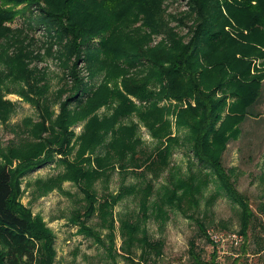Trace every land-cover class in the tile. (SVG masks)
<instances>
[{
    "label": "trees",
    "instance_id": "trees-1",
    "mask_svg": "<svg viewBox=\"0 0 264 264\" xmlns=\"http://www.w3.org/2000/svg\"><path fill=\"white\" fill-rule=\"evenodd\" d=\"M0 1L29 4L40 9L49 21H56V29L64 33V40H67L61 57L74 76L72 96L87 89L76 65L81 59L84 43L101 33H108L101 42L104 54L120 57L117 63L105 66L108 78L93 96L79 99L73 111L63 103L62 112L55 120H50L49 126L44 121L39 140H25L19 147L0 150L5 160L0 162V264H55L54 231L44 217L35 214L20 200L21 177L52 159L55 153L60 154L64 170L45 179V185L35 189L36 197L61 188L66 180L73 181L86 201L84 210H77L71 217L80 225V233L93 238L113 258L122 253L132 264H157L156 259L163 254L164 241L152 237L147 226L151 216L149 197L154 191L152 183L146 185L149 193L141 198L139 214L120 218L121 253L116 248L114 207L125 195L137 194L141 186L135 182L124 183L116 192L99 195L96 184L101 179L108 180L115 165L121 167L126 176L135 173L127 171V166L132 164L137 169L136 176H143L148 171L157 176L158 171L168 168L175 147L186 144L198 172L191 166L188 175L172 178L162 185L169 193L165 202L153 201L157 211L153 210L154 217H162L164 221V205L168 203L187 217L196 219L201 233L213 244V253L210 258L204 257L193 237L190 239L189 264H218V240L208 231L205 215L195 216L200 212L204 187L213 179L241 206L240 232L245 239L242 250H253L254 253L264 250V237L254 249L249 243L250 231L257 227L254 225L264 227V202L260 204L258 215L234 186L233 172L224 164L228 144L241 133V124L261 113L256 107L264 96L263 73H252V65L255 57H264V0H224L227 14L221 0H186L187 10L178 15L171 14V17L164 0ZM231 18L246 31L243 29L236 36L228 30ZM174 20L178 22L173 24ZM178 26L186 27L187 31L181 33ZM7 30L0 21V36ZM156 37L160 38L153 43ZM137 62L139 67H130ZM15 73L16 77L26 78L29 87L37 86L30 80L26 68ZM2 81L0 76V85ZM128 95L137 96L146 101L145 104L163 99L178 102L169 109V113L174 114L177 133L167 118L151 119L140 115L141 122L163 145L158 148L156 157L141 159L147 152L138 149L139 143L133 137L128 139L120 133L117 124L121 117L139 107ZM24 96L33 98L32 94L25 93ZM109 99L117 100V107L111 114H97L96 110ZM191 99L195 104L190 102ZM185 100L189 101L186 106L183 105ZM0 102H3L2 96ZM157 108H154L156 113ZM78 120H85L86 129L78 138L80 145L74 154L71 142L75 133L69 126ZM184 129L186 135H179ZM110 131L112 140L105 155L93 156L99 145L107 144ZM14 158L19 161L13 167ZM207 167L211 171L203 173ZM261 180L264 182V170ZM95 214L100 217L101 226L88 222Z\"/></svg>",
    "mask_w": 264,
    "mask_h": 264
},
{
    "label": "rangeland",
    "instance_id": "rangeland-1",
    "mask_svg": "<svg viewBox=\"0 0 264 264\" xmlns=\"http://www.w3.org/2000/svg\"><path fill=\"white\" fill-rule=\"evenodd\" d=\"M163 2L170 17L178 15L188 8L186 0H164ZM221 2L227 14L224 0ZM46 18L40 9L29 4L0 1V21L8 29L4 35L0 36V76L3 78L0 85V96L3 99V102H0V150L7 147H19L25 140L28 142L39 140V135L44 129V121L46 126H49L50 120H55L62 112L63 103L73 111L79 99L86 100L88 95L93 96L100 90V84L108 78L109 72L106 68L120 60L118 56L115 58L113 55L106 56L104 54L101 42L108 36V33H101L84 43L81 59H78L76 65L85 80L87 89L72 96L75 85L74 76L61 57V53L64 51L63 46L66 45L67 40H64L65 37L62 35L64 33L56 29L54 25L56 21H49ZM176 21L174 20L173 24L178 22ZM227 29L236 36L243 29L246 31L245 28L238 26L234 19L231 24L227 25ZM178 30L185 33L187 28L178 26ZM159 38L156 37L153 43ZM75 59L76 57L73 58V61ZM135 66L139 67L140 64L137 62L135 65H130L132 68ZM23 68L30 72V80L37 86L29 87L26 78L16 77L15 72ZM260 71L263 73L261 82L264 88V57H255L252 73H260ZM130 72H134V69H130ZM120 79L121 76L118 77L119 83ZM23 92L28 95L32 94V100L26 98ZM128 96L139 107L137 110L127 113V116L121 117L120 123L117 124V126L120 125V133L128 139L133 137L132 139L139 143L138 149L147 152L142 155L141 159L148 156L156 157L158 148L163 145L152 136L149 127L141 122L140 115L143 114L151 119L153 117L167 118L172 130L177 133L179 129L175 126L174 114L169 113V109L171 110L178 102L174 99H163L145 104L147 102L141 101L137 96ZM190 102L195 104L193 99ZM187 103L189 101L185 100L183 105L186 106ZM117 104V100L109 99L96 110L97 114L102 116L111 114ZM154 108H157V113ZM256 108L261 113L256 117L247 118L241 124V133L228 144L224 154V164L233 172L231 181L234 186L245 196L259 215L260 204L264 202V182L261 180L264 170V96ZM85 124V120H78L69 126V129L75 133L71 142L74 154L80 145L78 138L86 129ZM161 128L164 130L165 127ZM43 133L47 134V132ZM110 133L112 132L110 131L106 138L107 144L99 145L93 156L105 155L106 149H109L108 144L112 140ZM185 133L187 132L184 129L179 135H186ZM188 146V144L176 146L168 168L162 172L158 171L157 176L152 175L150 171L143 176L139 174L136 176L137 169L133 164L127 166V171H134L136 174L131 173L126 176L121 167L115 165L108 180L105 178V180L97 181L96 189L99 195L116 192L124 183L135 182L141 186L137 194L125 195L114 207L118 252H122L120 246L123 241L120 233V218H132L139 214L141 198L144 199L145 194L149 193L146 185L152 183L154 191L149 197L151 216L147 219V226L152 237L164 241L163 254L156 259L157 264H189L191 261L190 239L193 237L196 238L204 257L210 258L213 253V244L209 243L201 233L196 219L187 217L184 212L172 208L168 203L164 205L166 216L164 221L162 217L157 219L152 213L155 210L152 205L153 201L156 199V201L165 202L169 193L162 188L163 184L169 183L168 181L172 178L177 179L180 176L188 175L191 166L193 170L197 171ZM2 161L5 160L0 155V162ZM18 161V158H14L11 162L12 166H16ZM63 170L60 154L55 153L49 161L29 170L21 177L20 182V200L31 207L35 214L44 217L48 226L55 233L54 263L132 264L122 253L117 254L114 258L111 257L93 238L80 233V225L73 222L71 217L77 210H84L86 201L83 199L82 191L73 181L66 180L61 188L49 190L36 197L35 189L45 185V179L48 180ZM209 171L211 168L207 167L203 173ZM212 180L204 187L200 212L195 216L205 215L208 231L218 240V264H264V250L259 253H254L253 250H247V252L242 250L245 239L240 232L241 206L217 184L216 180ZM159 205L161 204L159 203ZM155 212L157 211L155 210ZM88 222L101 226L100 217L97 214L92 216ZM254 226L257 227L250 231L251 249L258 246V241L264 237L263 225Z\"/></svg>",
    "mask_w": 264,
    "mask_h": 264
}]
</instances>
